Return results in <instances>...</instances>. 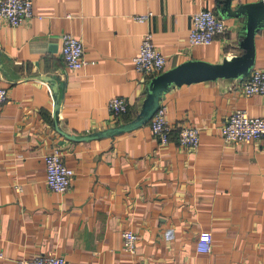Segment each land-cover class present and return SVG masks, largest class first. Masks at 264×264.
<instances>
[{
	"label": "crops",
	"instance_id": "obj_1",
	"mask_svg": "<svg viewBox=\"0 0 264 264\" xmlns=\"http://www.w3.org/2000/svg\"><path fill=\"white\" fill-rule=\"evenodd\" d=\"M33 1L20 25L0 17L9 93L0 106V264L48 252L70 264H264V140L232 142L221 130L236 108L264 117V93L246 94L243 72L177 84L133 61L146 31L167 56L163 72L241 53L247 12L235 13L251 0ZM202 8L227 29L193 45L192 14ZM66 32L84 43L78 69L62 56ZM255 43L253 68H264V26ZM114 96L129 103L122 115L108 107ZM157 105L177 126H199V145H181L176 130L162 143L151 126ZM53 146L75 170L65 192L46 181ZM126 229L138 234L135 253L124 248ZM204 230L211 251L197 250Z\"/></svg>",
	"mask_w": 264,
	"mask_h": 264
},
{
	"label": "built area",
	"instance_id": "obj_2",
	"mask_svg": "<svg viewBox=\"0 0 264 264\" xmlns=\"http://www.w3.org/2000/svg\"><path fill=\"white\" fill-rule=\"evenodd\" d=\"M33 0H0V17L6 19L12 25H20L34 15ZM153 11L135 14L139 21L151 18ZM227 29L225 19L212 9L202 8L192 14V26L189 34L191 44H209L215 37L224 33ZM85 47L83 40L69 32L63 34L62 56L67 66L78 69L85 65ZM135 68L145 74H157L163 72L167 56L155 44L152 31H146L137 53L133 57ZM243 88L246 94L255 92L264 93V68L254 67L244 76ZM9 97L8 89L0 85V106ZM129 103L123 96H114L109 100L108 107L116 115H122L128 110ZM151 126L154 133L162 143L170 140L174 130L178 133L181 145L198 146L200 142V127L196 125L174 124L167 115L164 105H159L155 111ZM221 130L226 140L232 142H245L253 139L264 140V117L252 116L244 108H236L225 122ZM46 181L56 191L65 192L71 186L75 170L63 160V152L58 146H53L45 154ZM22 187L19 186V189ZM124 248L135 253L137 249L138 234L133 229H126L122 233ZM213 248V234L204 230L197 241V250L211 251ZM5 253L0 251V260ZM17 264H70L65 256L48 252L32 257L17 259ZM135 264H140L136 262Z\"/></svg>",
	"mask_w": 264,
	"mask_h": 264
},
{
	"label": "water",
	"instance_id": "obj_3",
	"mask_svg": "<svg viewBox=\"0 0 264 264\" xmlns=\"http://www.w3.org/2000/svg\"><path fill=\"white\" fill-rule=\"evenodd\" d=\"M247 12V30L242 41L243 51L221 62L190 59L162 72L159 77L170 79L177 84L215 79L220 76L247 75L256 61L255 36L264 26V0H251L240 5L235 14ZM244 75V76H245ZM157 105L154 112L157 110Z\"/></svg>",
	"mask_w": 264,
	"mask_h": 264
}]
</instances>
